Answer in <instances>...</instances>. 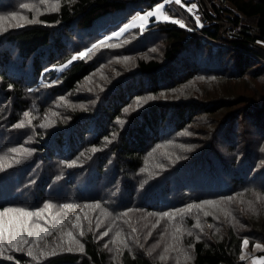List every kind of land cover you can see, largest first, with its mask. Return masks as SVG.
Returning a JSON list of instances; mask_svg holds the SVG:
<instances>
[{"label": "trees", "instance_id": "obj_1", "mask_svg": "<svg viewBox=\"0 0 264 264\" xmlns=\"http://www.w3.org/2000/svg\"><path fill=\"white\" fill-rule=\"evenodd\" d=\"M53 1L42 12L19 7ZM227 1L256 19L239 38L222 21L201 27L203 37L153 17L59 73L90 42L163 0H0V15L36 21L0 22V222L20 216L4 209H39L28 227L53 234L62 221L85 246L41 247L50 238L42 234L40 247L55 254L37 260L25 245L11 248L5 232L0 264H247L243 238L264 245V0ZM234 21L239 28L240 16ZM98 67L93 85L80 88Z\"/></svg>", "mask_w": 264, "mask_h": 264}, {"label": "snow or ice", "instance_id": "obj_2", "mask_svg": "<svg viewBox=\"0 0 264 264\" xmlns=\"http://www.w3.org/2000/svg\"><path fill=\"white\" fill-rule=\"evenodd\" d=\"M40 2L42 4H46L48 2V0H40ZM171 3H175L177 5H181L183 7H185L187 9V11L189 13H192L195 16L196 19V23L199 24L200 23V17L195 15V10L198 8V5L196 3H190V4H182V0H163L162 3H156L150 10L147 11H139L136 12L135 15H133L131 17V19L128 21V23L124 24L122 27L119 28L118 31H114L109 35H105L103 36L102 39H99L96 41V43L92 44L91 48H86L83 51H80L78 53H76L75 55H73L71 57L70 60L67 61V64H71L74 60L80 58H86L88 54H90L93 50L97 49L98 47L103 48V47H114L115 45H110L107 44L106 42L109 41L111 38L113 37H118L121 34H123L124 32H126L129 28H133V27H137L140 30H143L146 26V24L149 22L150 18H155L156 20H160V21H166V22H172L175 24L180 25L181 27H187V25L185 24V22L182 19H178V18H174L173 16H170L167 14V12L164 10L165 9V5L167 4H171ZM21 9H27L29 11H35L38 12L39 9L35 7V5L32 4H20L19 6ZM54 10H58V4H57V8ZM11 18L12 20H16V21H20L23 20L27 23H34L36 22L35 19L29 20L28 16L23 15L22 13H17L15 11L11 12L10 14H8V16H4V15H0V22H3L6 19ZM14 26H22L19 23H16ZM6 29L0 27V31H4ZM66 65H60V68L63 69ZM52 83H55V81H53ZM9 87H11V85H9ZM31 91V90H30ZM154 97L149 96L147 97V99H153ZM63 99V98H61ZM144 98L142 97H138L137 100H142ZM125 111H127V109H125ZM29 113L25 112L24 116H28ZM25 126V122L24 121H20L18 124L13 125V127H18V128H23ZM95 150V149H94ZM13 151H16L15 149H13ZM75 161H72V164H75ZM264 163V162H262ZM228 200H231L232 197H228ZM203 205H212L214 207H218L217 202L215 201H204L202 202ZM46 208L50 209L52 207L51 203H48L45 205ZM64 208H72L73 206L70 204H65L63 206ZM86 207L89 208H96L99 207V202H95L91 205H86ZM193 207H198L196 205H192L189 204L186 206V210L190 211ZM180 211H184V210H180ZM5 213L8 212H19L20 216L16 217L13 216L11 217L7 224L5 225L3 222H0V255H3V247H4V234L5 232H7L8 234V240H7V244L11 247L14 248L16 251H24L25 249L22 247V245L27 246V254L30 257H34L35 259H39V255L37 253H43L44 255H54L55 254V250L54 249H49L47 251H45V248H41L39 245V242L42 240V234L43 236H47V235H51V232L49 231V229L47 228H43L40 225H36V229L34 230L31 227H28V223L31 220V218L36 215L39 216L42 212V210H37L35 213L30 212V211H25L24 209H4ZM179 212L177 213H162L160 214L161 216H167L169 217V219H174L175 215H178ZM214 213L205 211L204 215L208 216V215H213ZM0 215H2V213H0ZM63 222H59L57 223V228H60V235L61 237H66V241L63 244H57L56 247L57 248H61L64 251H68V252H73V251H77V252H81L83 253L85 250V246L84 244L77 239V237L74 235L72 230H67L65 231L62 227L61 224ZM99 221L97 222V225L99 226ZM159 223V222H157ZM75 228L79 229V235L83 236L84 235V229H83V225L80 222V217L79 215L76 217V221H75ZM196 227L200 228L201 232H203V227L202 225L199 223V220H197V224ZM212 225H209V228H211ZM91 230V229H89ZM177 233L180 232V229L177 228L175 230ZM217 231H219V229H217ZM26 232V235H25ZM132 232L135 233L136 229L133 227L132 228ZM103 236H107L108 235V231H105L102 233ZM149 235H151V233H149ZM188 235L191 236L192 233L188 232ZM29 238H34L32 240H30ZM202 237L200 235H196L195 239L196 240H200ZM173 239L175 240V235L173 237ZM115 240L119 242V244L124 247L127 248L128 244H127V240L126 238L121 236L120 232H117L115 234ZM135 243L138 244L141 248L144 247L143 244L140 243V240L138 238H135ZM249 244V240L247 237L243 238L242 240V248H246L247 245ZM194 245H192L191 243L188 245L189 248L193 247ZM45 247H47V245H45ZM105 247H107V245H105ZM255 248H264V245L260 244L259 242H256L254 244ZM169 249L173 250V251H178V249L175 248L174 245H169L165 251H168ZM149 255H151V251H149L148 253ZM186 258L188 257V253L185 252L184 253ZM245 257L243 255V252L241 253L240 259L243 260ZM7 259H13L12 256H8ZM161 259H163V256H161ZM253 264H264V256H259V257H253Z\"/></svg>", "mask_w": 264, "mask_h": 264}, {"label": "rangeland", "instance_id": "obj_3", "mask_svg": "<svg viewBox=\"0 0 264 264\" xmlns=\"http://www.w3.org/2000/svg\"><path fill=\"white\" fill-rule=\"evenodd\" d=\"M191 0H182V4H188L190 3ZM202 1V5L206 8V10H208V13H212L213 14V20H216L215 23L217 22H220L222 21L225 25H226V29L224 30L225 34H227L228 36L230 37H236V38H239L241 33H239V29L241 26L243 25H249V26H255L256 24V19L255 18H250V17H247L246 15H244L243 13H241L234 5L230 4L229 2H227V0H201ZM162 3V2H161ZM56 2L53 1V3H48L46 4L44 7L43 6H39L38 9L39 11L38 12H42L46 9H49V8H53L55 6ZM214 5H217L219 6V9H220V12L217 13V17L215 15V10H214ZM169 8V9H167ZM167 9V10H166ZM171 9V10H170ZM168 15L170 16H173L174 18L176 17H179L181 19H185V18H188V14H187V9L181 5H177L175 3H171V4H167L165 5V9H164ZM147 11V10H145ZM169 11H174L176 12V14H171V13H168ZM187 11V12H186ZM189 13V12H188ZM219 14H222L223 15V19H220L219 18ZM239 15L240 16V23H239V28L236 27L234 25L235 23V17ZM189 21H192L188 18ZM194 20L196 21V19L194 18ZM160 21V20H158ZM152 22L151 18L149 20V22L146 24L145 28L147 26L150 25V23ZM213 22V23H214ZM16 23H19L20 25H23L24 23H26L25 21L23 20H20V21H16V20H11V24L14 26ZM128 23V22H126ZM124 23V24H126ZM123 24V25H124ZM122 25V26H123ZM121 26V27H122ZM14 27H17V26H14ZM134 28V27H133ZM133 28H129L126 32H128L129 30L133 29ZM144 28V29H145ZM119 30V29H118ZM116 30V31H118ZM126 32H124L123 34H121L120 36L118 37H113L111 38L110 40H113V39H118V38H121ZM199 34H201L203 37H206L204 36V33L201 30H199L198 32ZM110 36V34H107ZM105 36V35H104ZM103 37H101L100 39H102ZM208 39V38H207ZM109 40V41H110ZM209 40V39H208ZM211 43H214V44H217L216 42L212 41V40H209ZM108 42V41H107ZM96 43L95 41L94 42H90L89 45H87L88 47L87 48H91L92 44ZM220 44V46L223 44V43H219L218 42V45ZM86 49V48H85ZM83 49V50H85ZM82 50V51H83ZM77 60V59H76ZM75 61V60H74ZM73 61V62H74ZM72 62V63H73ZM264 62V61H263ZM71 63V64H72ZM71 64H66V66L61 69L60 67L57 69L58 72L60 73L62 70L68 68ZM102 69L100 67H98V70L96 71H93L92 74L89 76V78H87L84 83L82 85H80V88H84V86L86 85H93V82H94V79L95 78H98V76H100L102 73L101 71ZM94 77V78H93ZM92 78V79H91ZM95 209V208H92V210ZM66 224L64 225L63 229L65 228ZM50 238H48L47 240H45L43 242V246L41 247H44L45 245H53L54 248H56V245L57 244H60V238H61V235H60V229L57 233H53L51 235H49ZM261 244V243H260ZM53 248V249H54ZM49 249H52V248H49ZM264 248H255L254 245L251 247L249 246V244L247 245V247L244 249V259L247 260V264H253V257H259V256H264Z\"/></svg>", "mask_w": 264, "mask_h": 264}, {"label": "built area", "instance_id": "obj_4", "mask_svg": "<svg viewBox=\"0 0 264 264\" xmlns=\"http://www.w3.org/2000/svg\"><path fill=\"white\" fill-rule=\"evenodd\" d=\"M227 2H229V1H227ZM190 3H196L198 5V8L195 10V15L200 17V23L197 24L196 22L189 21L188 18H185L182 20L185 22L187 27H182V28H184L188 31H191V32H199V30H201V27H207V26H210L211 24H213L214 20L211 17V13H208V10H206V8L202 5L201 0H191ZM190 3H188V4H190ZM190 14L195 18V16L192 13H190ZM176 18L181 19L179 17H176ZM170 23H172V22H170ZM173 24H175V23H173ZM176 25H178V24H176ZM178 26L181 27L180 25H178Z\"/></svg>", "mask_w": 264, "mask_h": 264}, {"label": "bare ground", "instance_id": "obj_5", "mask_svg": "<svg viewBox=\"0 0 264 264\" xmlns=\"http://www.w3.org/2000/svg\"><path fill=\"white\" fill-rule=\"evenodd\" d=\"M194 101V100H193ZM196 105V104H195ZM216 148V147H215ZM217 150V149H216ZM146 214V213H145ZM148 217V216H147ZM137 218V217H136ZM166 222V221H165ZM160 225H162V224H160ZM162 227V226H161ZM142 231V230H141ZM146 231V230H145ZM149 232V231H148ZM146 235V234H145ZM148 237V236H147ZM145 239V238H144ZM143 239V240H144ZM145 243V242H144ZM152 244V243H151Z\"/></svg>", "mask_w": 264, "mask_h": 264}]
</instances>
